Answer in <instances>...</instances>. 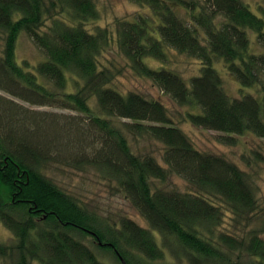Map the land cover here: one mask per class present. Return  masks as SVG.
<instances>
[{
  "label": "trees",
  "instance_id": "1",
  "mask_svg": "<svg viewBox=\"0 0 264 264\" xmlns=\"http://www.w3.org/2000/svg\"><path fill=\"white\" fill-rule=\"evenodd\" d=\"M133 1L149 11L92 31L84 25L100 18L96 0H0V224L12 233L0 239V264H111V254L120 264H162L167 252L176 264H264V229L244 236L222 228L228 211L254 212L250 174L196 147L162 101L112 86L128 67L186 107V121L224 134V143L248 132L264 138V3L258 13L244 0ZM22 32L43 59L18 60ZM174 51L199 60V72L185 78L170 69ZM106 52L125 64L102 62ZM227 73L240 95L228 91ZM4 92L84 118L28 109ZM128 134L162 143L163 161L135 152ZM65 167L94 171L150 228L90 209L48 174ZM174 175L190 189H169Z\"/></svg>",
  "mask_w": 264,
  "mask_h": 264
},
{
  "label": "rangeland",
  "instance_id": "2",
  "mask_svg": "<svg viewBox=\"0 0 264 264\" xmlns=\"http://www.w3.org/2000/svg\"><path fill=\"white\" fill-rule=\"evenodd\" d=\"M248 3L252 10L260 13L259 5L263 4V0H244ZM100 18L95 21H88L84 25L87 29L94 31L97 26H111L115 27V22L119 19L133 18L140 12L146 13L149 11L146 5H140L133 0H96ZM252 38L256 41L255 32H251ZM255 48H258L256 42L253 43ZM3 49V39L0 35V54ZM18 60H28L30 62H38L43 59L44 55L41 50L33 43L31 38L22 32L18 40ZM102 62L109 64L110 59L116 63L125 64L116 53L106 52L101 57ZM147 62L152 66H160L162 63L155 59H147ZM170 69L181 73L185 78H190L199 72L201 62L195 58L184 54H179L174 51L171 54L169 62L166 64ZM218 67L223 69V63L218 62ZM225 84L231 94L240 95L241 85L230 74H225ZM112 86L118 88L122 92L138 91L148 98L158 99L162 101L169 109L176 124L182 128L192 139L194 145L201 150L222 155L229 160L237 163L240 168L248 172L251 181L256 189V208L254 212L249 213L248 216L236 217L235 213L228 211L225 216V221L222 228L226 231L236 232L237 234L248 235L251 231L264 229V138L258 137L252 132L236 136V142L224 143L222 141L220 132L207 129L204 127L193 125L190 121H186L180 111L186 107L177 104L170 95L165 94L160 87H158L153 80L135 74L131 69L125 67L122 72L117 74ZM74 83L69 80L68 90H73ZM13 99L16 102L23 104L28 109H34L38 112L57 113L60 116H81L78 112H72L69 109H57L55 107H45L31 105L13 96L2 93ZM84 118V117H83ZM127 119L115 118L117 125H122L127 122ZM128 140L135 152L153 151L160 158L164 145L148 137L136 138L132 134H128ZM163 161V160H162ZM161 161V162H162ZM48 174L53 177L59 185L66 190H70L81 200L85 201L89 208L104 214L111 219L119 220L122 217H130L134 219L139 225L150 228L147 219L136 209L129 199L117 190H113L106 182L101 181L100 177L94 171H79L68 167L65 169L53 168ZM169 189L175 188L181 191L189 190L190 187L185 179L174 175L171 180L165 184ZM252 218L250 223H247L249 218ZM262 231V230H261ZM157 235L159 241L160 236ZM264 236V233L261 232ZM12 233L3 225L0 224V239L2 241H10ZM90 241V236L86 237ZM107 257V258H106ZM107 262L111 264H120L115 259L114 255L106 256ZM172 254L167 252L166 258L162 264H176ZM246 261V260H245ZM249 261L243 264H249Z\"/></svg>",
  "mask_w": 264,
  "mask_h": 264
},
{
  "label": "water",
  "instance_id": "3",
  "mask_svg": "<svg viewBox=\"0 0 264 264\" xmlns=\"http://www.w3.org/2000/svg\"><path fill=\"white\" fill-rule=\"evenodd\" d=\"M101 244V242H99ZM121 258V261L123 264H126L125 260L123 259V257H120Z\"/></svg>",
  "mask_w": 264,
  "mask_h": 264
}]
</instances>
